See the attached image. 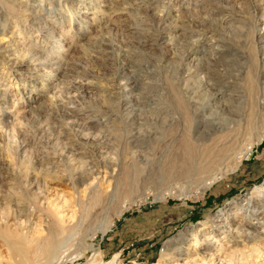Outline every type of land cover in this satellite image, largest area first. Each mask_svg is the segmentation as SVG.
Returning a JSON list of instances; mask_svg holds the SVG:
<instances>
[{"label": "rangeland", "instance_id": "rangeland-1", "mask_svg": "<svg viewBox=\"0 0 264 264\" xmlns=\"http://www.w3.org/2000/svg\"><path fill=\"white\" fill-rule=\"evenodd\" d=\"M12 1L1 0L0 22L10 21L15 46L23 53L38 47L45 56L59 58L64 76L56 103L23 116L29 105L41 101L24 89L36 80L18 78L9 66L0 69V91L13 110L0 117L1 219L23 221L26 215L9 196L14 191L18 199L28 197L25 201L34 208L23 222L28 221V235L39 252L47 235L58 232V221L37 211L39 199L52 218L57 211L64 233L73 232L58 264H111L114 258L113 264H131L138 253L149 264H175L182 261L163 254L180 232L189 234L182 244L192 250L191 258L216 252L225 256L223 264H264V204L244 201L264 183V0H102L105 15L91 21L89 29L82 15L73 17L84 4ZM29 11L37 19L25 14ZM36 21L49 30L52 26L53 38L62 41L47 42ZM191 49L198 50V60ZM186 70L194 77L188 82ZM124 83L131 88L127 101ZM203 98H210L205 114L209 125L215 124L213 130L231 127L238 132L231 150L250 149L240 158L218 157L202 174L189 177L180 170L181 142L184 136L191 142L186 114L191 119ZM180 99L188 105L186 112L178 107ZM237 115H251V123H241ZM5 118L13 124H4ZM11 179L16 180L12 189L7 187ZM90 181L92 188L86 184ZM252 213L255 219L248 217ZM212 220L238 230L245 245L220 233L212 242L203 241L216 235L207 227ZM147 243L155 248L145 249ZM41 255L31 254L33 262L43 261ZM0 264H12L1 239Z\"/></svg>", "mask_w": 264, "mask_h": 264}, {"label": "bare ground", "instance_id": "bare-ground-1", "mask_svg": "<svg viewBox=\"0 0 264 264\" xmlns=\"http://www.w3.org/2000/svg\"><path fill=\"white\" fill-rule=\"evenodd\" d=\"M20 1V0H19ZM23 1V0H22ZM26 1V0H24ZM39 1V0H38ZM73 1L75 3H78L79 5H86L84 6V10L81 12H74L75 15H73V17L75 16L76 18H79L81 15V20L83 23L86 24V27H88V29L91 27L90 24H92L94 21L99 20V18H103V16L105 15V11L102 9L103 7L106 6V4H102L104 3V1L102 0H70ZM1 2V0H0ZM11 2H13L11 0ZM16 2V1H15ZM28 2V1H27ZM6 3V2H5ZM3 3V5L5 4ZM8 3V2H7ZM17 3V2H16ZM15 4V3H14ZM7 5V4H6ZM9 5V4H8ZM12 5V3L10 4ZM16 5V4H15ZM1 6V5H0ZM25 6V4H24ZM30 6V5H29ZM8 7V6H7ZM18 7V6H17ZM16 8V7H15ZM26 8V6H25ZM35 8V7H34ZM4 9V7H3ZM10 9V8H9ZM12 9V8H11ZM10 9V10H11ZM46 9V8H45ZM110 9V8H108ZM113 9V8H112ZM5 10V9H4ZM14 10V9H13ZM11 10V11H13ZM16 10V9H15ZM26 10V9H24ZM34 10V9H33ZM38 10V9H37ZM21 11V10H20ZM14 12V11H13ZM12 12V13H13ZM34 12V11H33ZM33 12H28L25 13L26 15L37 19V16L33 15ZM36 12V11H35ZM114 12V11H113ZM11 13V12H10ZM15 14L17 12H14ZM13 13V14H14ZM37 13V12H36ZM87 13L90 14V17L84 16L83 14ZM8 14V12H7ZM22 15V14H21ZM39 15V14H38ZM10 16V15H9ZM17 16L20 17V13H17ZM24 16V15H23ZM40 17V16H38ZM7 19V18H6ZM2 20L0 22V35L4 36V41L1 42L0 44V69H2L1 67H8L11 69V71H13L18 78H26V79H34L36 81H29L30 85H28L27 88L24 89H28V91H30L29 93L32 94H36L38 97H41V101H38L35 105L31 104L28 106V109L26 111H24V114H22L23 116L29 112H37L39 111L41 108H46L47 105L50 104H54L57 102V91L60 88V85L62 83V77L63 75H60V70L63 65L62 61L59 58H55L53 56H45L44 54V50H40L38 49V47H33L32 50L27 51L26 53L24 52H20V49H18V45L17 47L14 44V36H15V31L14 30H8L9 25H10V21L7 20ZM14 19V18H13ZM30 19V18H29ZM67 19V18H66ZM1 20V19H0ZM33 20V19H32ZM39 20V19H38ZM78 20V19H77ZM34 21V20H33ZM61 21V20H60ZM93 21V22H91ZM39 25V30L40 31H44L46 33L47 42H52L54 39L60 40L61 37L59 36L58 38H53L56 37L52 34L51 29H47L45 26L41 25V22L36 21ZM110 22V21H109ZM16 23V22H15ZM18 23V22H17ZM21 23V22H20ZM35 23V21H34ZM13 24V23H11ZM19 24V23H18ZM94 24V23H93ZM45 25V24H44ZM61 25V24H60ZM50 27V25H48ZM14 27V26H13ZM31 27V26H30ZM103 27V26H102ZM176 26H171L170 30L172 31H176L177 28H175ZM14 29V28H13ZM92 29V28H91ZM102 32V29L101 31ZM6 33H10L9 36H6ZM17 33V32H16ZM19 34V33H18ZM264 34V33H263ZM97 36V35H96ZM6 37V39H5ZM60 38V39H59ZM217 39V38H216ZM215 39V40H216ZM62 41V39H61ZM60 41V42H61ZM45 43V42H43ZM64 43V41H63ZM66 43V42H65ZM170 43V42H169ZM49 45H51V43H48ZM58 44L61 43H57L56 46ZM228 44V43H226ZM217 45V44H216ZM54 45L52 44L51 47H53ZM55 47V46H54ZM76 48V47H74ZM220 48V47H219ZM218 48V51H220V49ZM44 49V48H43ZM70 49V46L69 48ZM72 49V48H71ZM191 55L193 56V58L196 57V59L198 60L199 57H197L196 54H198V50L196 51V49H191ZM203 50V49H202ZM210 50V49H209ZM25 51V50H24ZM212 51V50H211ZM207 53V52H206ZM54 54V53H52ZM64 55V54H63ZM203 55V54H202ZM213 55V53H212ZM213 57V56H212ZM219 57V56H218ZM68 62V61H67ZM68 66V65H67ZM72 66V64L70 65V67ZM198 66V65H197ZM63 68V67H62ZM73 68V67H72ZM187 69V68H186ZM190 69V68H189ZM194 69V68H193ZM64 71V69H63ZM185 72V71H184ZM203 74V73H202ZM1 75V74H0ZM184 75V81L188 82L190 81L193 77V72L190 70H186V72L183 74ZM39 80V81H37ZM91 81V80H90ZM148 81V80H147ZM235 82V81H234ZM23 83V82H22ZM4 84V83H3ZM125 84V83H124ZM128 84V83H127ZM127 84L124 85L123 87V92H122V96H123V100L127 101L130 98V94H131V88L127 86ZM194 84V83H193ZM86 85V84H85ZM89 85V84H88ZM87 85V86H88ZM145 85V84H144ZM207 86V85H206ZM25 87V86H24ZM140 87V86H139ZM148 87V86H147ZM215 87V86H214ZM22 88V87H21ZM88 88V87H87ZM193 88V87H192ZM191 88V89H192ZM1 89V88H0ZM119 89V88H118ZM196 89V88H195ZM27 91V92H28ZM208 91V90H207ZM218 91V90H217ZM6 92V91H5ZM189 93V92H187ZM243 93V92H242ZM5 93H1L0 91V114L2 116L5 115H11L12 113V107H10L7 103V99L4 95ZM22 94V93H21ZM194 92L192 90L191 92V99H195L194 97ZM198 94V93H197ZM206 94V93H205ZM7 95V94H6ZM9 95V94H8ZM216 95V94H215ZM219 95V94H218ZM199 96V95H198ZM201 96V95H200ZM213 96V95H212ZM211 97V96H210ZM216 98V96H214ZM140 99V98H139ZM210 99V98H208ZM207 98H203L201 99V104L199 105V108H195L197 111L196 112H191V119L189 117V114L187 115L186 113V125L189 126L191 124V142L188 140V137L184 136L183 141L181 142V146H182V150H183V160L181 162V166L183 167L180 168V170H183V174H187L189 177L190 175L193 177L194 175H198L199 173L202 174L201 172H203L204 170H206V168L208 166H213L212 164L215 163L217 161V159H219L220 157L223 158H227L229 156H232L234 159L237 158V156H241L242 151L244 150H248L250 148H247L248 146L244 147V149L240 148L238 150H231V146L233 144V142L236 140V136H238V132H235V130H233L231 127L226 128L227 132L225 131V128H217V129H212L214 128L215 124H212L211 126L209 125L211 122H208V117L205 113L209 107V103L207 102L208 100ZM121 100V99H120ZM178 100V99H177ZM181 100V99H180ZM199 100V99H198ZM204 100V101H203ZM197 101V100H196ZM246 101V100H245ZM182 102L180 104V106H178L179 108H181V111L186 112V109H188V105H186V103L183 102V100L181 101H177ZM198 102V101H197ZM212 102V101H211ZM218 102V101H217ZM195 103V102H194ZM221 103V102H220ZM192 104V103H191ZM196 104V103H195ZM216 104V103H214ZM194 105V104H192ZM191 105V106H192ZM211 105V104H210ZM217 105V104H216ZM198 106V104L196 105ZM195 106V107H196ZM218 106V105H217ZM221 106V105H220ZM227 106V105H226ZM242 106V105H241ZM215 107V106H214ZM222 108L224 107L221 106ZM220 107V108H221ZM244 108V107H243ZM192 109V108H191ZM194 109V108H193ZM211 109H213V107H211ZM262 109V108H261ZM199 110V111H198ZM216 110V109H215ZM15 111V110H14ZM195 111V110H194ZM211 111V110H210ZM213 111V110H212ZM188 112V111H187ZM222 112V111H221ZM225 112V111H224ZM227 112V111H226ZM249 112V111H248ZM23 113V112H22ZM220 113V112H219ZM215 116L214 113L211 114L210 116ZM221 115V114H220ZM224 115V114H223ZM222 115V116H223ZM261 115V114H260ZM18 116V113H17ZM185 116V115H184ZM235 115H233L234 117ZM238 116V115H237ZM240 116V115H239ZM238 116V117H239ZM13 117V116H12ZM230 117V116H229ZM241 117V116H240ZM258 117V116H257ZM256 117V118H257ZM241 123H251V115L248 116V119H246V116L243 115V117H241ZM221 119V118H220ZM231 119V118H230ZM236 119V117H235ZM1 120V119H0ZM12 119H7L5 118L4 120V124H10L9 122ZM13 120H17L16 117ZM11 121L13 124L14 121ZM256 120V119H255ZM254 120V121H255ZM236 121V120H235ZM3 123V122H2ZM214 123V122H213ZM231 123V122H230ZM16 124V123H15ZM254 124V123H253ZM256 124V123H255ZM2 125V124H1ZM219 125V124H218ZM225 125V124H224ZM89 126V125H88ZM246 126V125H245ZM2 126H0L1 128ZM223 127V125H222ZM239 127V125H238ZM241 127V126H240ZM208 128L212 129V130H208ZM250 128V127H249ZM189 129V128H187ZM236 129V128H235ZM241 129V128H240ZM186 130V129H185ZM216 130V131H215ZM187 131V130H186ZM240 131V130H239ZM250 131V130H247ZM1 129H0V138H3V134H1ZM246 132V131H245ZM186 134V133H185ZM188 135V134H187ZM245 136V135H244ZM190 137V136H189ZM243 137V136H242ZM238 138V137H237ZM190 139V138H189ZM242 139V138H241ZM238 140V139H237ZM239 141V140H238ZM240 142V141H239ZM242 143V142H241ZM240 143V144H241ZM239 144V143H238ZM243 144V143H242ZM179 146V145H178ZM233 147V146H232ZM167 151H169L167 149ZM174 152V151H173ZM84 153V152H83ZM78 154V153H77ZM239 156V158H240ZM219 157V158H218ZM178 158V157H177ZM231 158V157H230ZM172 159V158H171ZM238 160V159H237ZM233 161V160H232ZM56 162V161H54ZM167 162V160H166ZM169 162V161H168ZM173 162V161H172ZM228 162V161H227ZM112 163V162H111ZM176 163V162H175ZM173 162V164H175ZM238 163L241 162H237V166ZM217 164V163H216ZM176 165V164H175ZM178 165V164H177ZM176 165V166H177ZM166 166V164H165ZM168 166V165H167ZM173 166V165H172ZM215 166V165H214ZM163 167H164V163H163ZM231 167V166H230ZM235 167V166H234ZM209 168V167H208ZM220 168V167H219ZM212 169V168H211ZM218 169V168H217ZM116 170V169H115ZM164 170V169H163ZM166 170V169H165ZM208 170V169H207ZM215 170V169H213ZM125 171V170H124ZM129 170L126 171V173H128ZM170 171V169L168 170V172ZM173 171V170H171ZM209 171V170H208ZM77 172V171H76ZM167 172V170H166ZM210 172V171H209ZM159 173V172H158ZM136 174V173H135ZM167 174V173H165ZM208 174V173H207ZM12 175V174H11ZM77 175V174H76ZM128 175V174H127ZM126 175V177H127ZM156 175V174H155ZM168 175V174H167ZM206 175V174H205ZM213 175V174H212ZM179 176V175H178ZM200 176V175H199ZM211 176V175H210ZM209 176V177H210ZM10 177V176H9ZM129 177V176H128ZM170 177V176H169ZM195 177V176H194ZM77 178V177H76ZM84 178V177H83ZM199 178V177H198ZM201 178V176H200ZM203 178V176H202ZM211 178V177H210ZM42 179V178H41ZM82 179V178H81ZM160 179H164V174L160 176ZM166 179V178H165ZM174 179V178H173ZM192 179V178H191ZM6 180V179H5ZM115 180V179H114ZM193 180V179H192ZM36 180H34L35 183ZM87 181V180H86ZM129 180H126L125 182H127ZM7 182V181H6ZM33 182V181H32ZM94 182V181H93ZM132 183V182H131ZM33 184V183H32ZM89 187H93L92 182H87L86 183ZM16 185V180L15 179H11L7 182V187L9 188H14ZM36 185V184H35ZM166 185V184H165ZM27 186V185H26ZM31 186V185H30ZM40 186V185H39ZM39 186L37 187L39 189ZM45 186V185H44ZM36 190V187H35ZM13 192L9 198L10 201L12 200H16L15 201V206L16 207H20L21 208V215L24 214L26 215L23 218V221L25 218H28V212L32 213L33 212V208H31L29 206V204H27L28 202H26L28 199V197L24 200H22L23 198H17L16 197V192ZM10 192V193H11ZM171 192V191H169ZM19 193V192H18ZM40 193V192H39ZM38 193V194H39ZM29 194V193H28ZM22 195H24V193H22ZM21 195V196H22ZM30 195V194H29ZM249 197H247L244 201L247 202V204H250L251 201L254 202V200H261L263 201L262 203L264 204V183L255 188L252 192H250ZM34 196V195H33ZM23 197V196H22ZM38 198V197H37ZM30 199V198H29ZM45 199V198H44ZM26 200V201H25ZM29 201V200H28ZM37 201V200H36ZM44 201H41L39 199V203H37L36 208L38 212L42 213V214H47L46 216L50 217L52 219V222L58 221L57 223V227H58V232H56V234H49L47 235V240L46 243L43 244V246L41 245V247H39V252L37 249V252L34 251V242L35 240L31 237H29L28 232L29 230V224L27 223L28 221H26V224L21 220V218H12L9 217L8 219H6L5 217V221L3 219H1V215L0 214V239L3 242V244L6 246V248L8 249V252L10 254V259L12 260V264H58L60 263L59 260L62 259V256L60 255V253L62 254V252H60L61 249H63L65 246V243L68 241V238L71 237L73 234L72 233H64V231H66L65 227H62V223L59 224L61 220L59 214H57V211H53V216H56L54 218H52V215L49 214L50 211H47L45 209V206L43 205ZM30 203V202H29ZM46 204V203H45ZM246 204V205H247ZM31 205V204H30ZM36 205V204H34ZM56 205V204H55ZM245 205V206H246ZM33 206V205H32ZM244 206V207H245ZM35 208V210H36ZM250 209V207L245 208V212H248ZM49 210V209H48ZM27 211V212H26ZM36 211V212H37ZM1 212V211H0ZM3 212V211H2ZM1 212V213H2ZM52 212V211H51ZM50 212V213H51ZM57 212V213H56ZM12 213V212H11ZM255 213V212H254ZM19 214V213H18ZM37 214V213H36ZM15 214H13L14 216ZM59 215V216H58ZM251 215V214H250ZM255 214L252 213L251 216H248L250 218H252ZM40 216V215H39ZM44 216V217H46ZM247 216V215H246ZM32 216H30L31 218ZM38 217V216H37ZM245 218V217H244ZM29 219V218H28ZM43 219V217H42ZM48 219V218H47ZM252 219H255L252 218ZM261 219V218H260ZM9 220V221H7ZM20 220V221H19ZM26 220V219H25ZM45 219H43L44 221ZM49 220V219H48ZM11 221V222H10ZM32 221V220H31ZM46 221V220H45ZM248 222V226H251L252 222L247 221ZM24 224V226H23ZM53 224V223H52ZM73 224V223H72ZM33 224H31L32 226ZM110 225V224H109ZM256 225V224H253ZM55 226V225H54ZM65 226V225H64ZM237 226V224H236ZM208 228H210V230L212 232H214L216 235L214 237L208 238L203 241L206 240H212L216 239L215 237L219 236V233L223 236V237H229L230 241H233L235 243V245H245L242 242H244L243 240H240V236L237 235L238 234V230L235 231V229H231L232 226L228 225V223H224L223 220H212L209 225L207 226ZM24 228V229H23ZM32 228V227H31ZM51 228V227H50ZM55 229V228H54ZM68 229V228H67ZM246 229V228H245ZM25 230V231H24ZM45 230V229H44ZM49 230V229H48ZM105 230V229H104ZM104 232V231H103ZM242 233V232H241ZM261 233V232H260ZM258 235V234H257ZM61 236V237H59ZM189 234H187V232H180L176 238L171 239L168 243L167 246L165 248V254L164 257H172L175 258L177 260H180L182 262H178L175 264H198V260H204L203 262L206 261V264H223V258L225 256H223V258L221 259L220 255H216L215 253H200V257L197 256V258H191V253L192 250L190 248H186L184 247V245L182 244L185 239L189 240ZM264 236V235H263ZM45 238V239H46ZM37 240H39L37 238ZM198 240V239H197ZM191 241V240H190ZM218 241V240H217ZM38 243V242H37ZM43 243V242H42ZM193 243V242H192ZM201 242L197 241V244H199ZM217 243V242H216ZM262 244V243H261ZM37 246V245H35ZM39 246V245H38ZM190 246V245H189ZM261 246V245H260ZM257 247V246H256ZM37 248V247H36ZM205 248V247H204ZM209 248V247H208ZM217 248V247H216ZM219 248V247H218ZM240 248V247H239ZM238 248V249H239ZM244 248V247H243ZM246 248V247H245ZM251 248V247H250ZM254 248V247H252ZM197 250V249H196ZM209 250V249H208ZM246 250V249H245ZM251 250V249H250ZM247 250L246 253H248ZM64 251V250H63ZM163 251V252H164ZM195 250H193L194 252ZM224 251V250H223ZM231 251V250H230ZM237 251V250H235ZM253 251V250H252ZM60 252V253H59ZM222 252V251H221ZM229 252V251H228ZM227 252V253H228ZM238 252V251H237ZM42 254L41 255V259H43V261H40L38 263H34L33 262V257L31 258V254ZM198 253V252H197ZM245 253V254H246ZM251 253V252H250ZM220 254V253H219ZM64 255V254H63ZM197 255V254H196ZM227 255V254H226ZM230 255V254H229ZM242 255V254H240ZM64 257V256H63ZM220 257V258H219ZM165 258V259H167ZM32 259V260H31ZM226 259V258H225ZM37 262V261H36ZM115 262V258L111 261V264H113ZM200 262V261H199ZM262 262V261H261ZM255 264V263H254ZM259 264V263H258Z\"/></svg>", "mask_w": 264, "mask_h": 264}, {"label": "built area", "instance_id": "built-area-1", "mask_svg": "<svg viewBox=\"0 0 264 264\" xmlns=\"http://www.w3.org/2000/svg\"><path fill=\"white\" fill-rule=\"evenodd\" d=\"M128 246H129V247H133V248L135 247L134 243H131V244H129ZM129 247H127V248H129ZM135 248H136V247H135ZM154 248H155L154 243H149V244L147 245V249L153 250ZM130 263H131V264H149V263H148V260H147L146 258H143V257L141 256V253H138V254L136 255V257L130 261Z\"/></svg>", "mask_w": 264, "mask_h": 264}, {"label": "crops", "instance_id": "crops-1", "mask_svg": "<svg viewBox=\"0 0 264 264\" xmlns=\"http://www.w3.org/2000/svg\"><path fill=\"white\" fill-rule=\"evenodd\" d=\"M148 244H149V243H147V244L144 245V248H145V249H147V245H148Z\"/></svg>", "mask_w": 264, "mask_h": 264}]
</instances>
